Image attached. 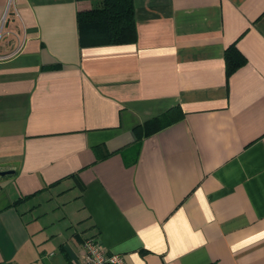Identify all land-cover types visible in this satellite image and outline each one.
<instances>
[{"label": "crops", "instance_id": "obj_1", "mask_svg": "<svg viewBox=\"0 0 264 264\" xmlns=\"http://www.w3.org/2000/svg\"><path fill=\"white\" fill-rule=\"evenodd\" d=\"M133 5L98 44L96 0H0V264H264V0Z\"/></svg>", "mask_w": 264, "mask_h": 264}, {"label": "trees", "instance_id": "obj_2", "mask_svg": "<svg viewBox=\"0 0 264 264\" xmlns=\"http://www.w3.org/2000/svg\"><path fill=\"white\" fill-rule=\"evenodd\" d=\"M98 6L80 10L78 21L81 30L95 36V43H124L135 38L133 0H96ZM227 71H232L244 62L243 55L232 46L225 54Z\"/></svg>", "mask_w": 264, "mask_h": 264}, {"label": "built area", "instance_id": "obj_3", "mask_svg": "<svg viewBox=\"0 0 264 264\" xmlns=\"http://www.w3.org/2000/svg\"><path fill=\"white\" fill-rule=\"evenodd\" d=\"M83 248L85 251L83 264H128L121 254L109 252L95 237L86 238Z\"/></svg>", "mask_w": 264, "mask_h": 264}, {"label": "water", "instance_id": "obj_4", "mask_svg": "<svg viewBox=\"0 0 264 264\" xmlns=\"http://www.w3.org/2000/svg\"><path fill=\"white\" fill-rule=\"evenodd\" d=\"M14 173L12 169H0V177Z\"/></svg>", "mask_w": 264, "mask_h": 264}]
</instances>
